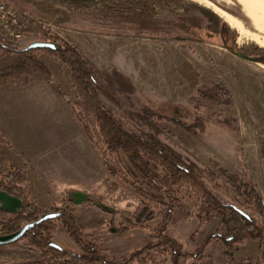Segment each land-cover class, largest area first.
Instances as JSON below:
<instances>
[{
    "label": "rangeland",
    "instance_id": "374dc122",
    "mask_svg": "<svg viewBox=\"0 0 264 264\" xmlns=\"http://www.w3.org/2000/svg\"><path fill=\"white\" fill-rule=\"evenodd\" d=\"M15 1L18 6L6 4L26 19L46 26L49 32L35 33L14 51L26 49L34 41L54 42L48 37H61L77 46L104 76L102 85L112 98L102 96V101L116 118L145 136H155L179 153L183 161L202 170L206 185L222 202L235 203L234 197L241 198L215 169L243 177L242 164L264 199V63L235 56L221 40L226 27L229 47L235 52L255 47L264 51V30L255 29L239 0ZM224 14L232 17L237 27ZM181 16L200 20L202 29L195 35L177 33L170 24H178ZM16 59V53L0 51V70L11 67ZM41 59L50 69L53 82L31 78L23 87L0 90V137L4 140L0 142V173L24 169L29 178L28 193L38 206L53 213L60 210L64 214L61 200H68L70 191L91 194L92 203L74 205L73 211L66 206V215L74 218L84 236L99 241L109 259H126L142 246L156 242L138 228L117 232L120 219L109 226L111 216L119 218L139 204L133 188L106 174L99 154L63 99L61 105L69 115L68 129L48 133L50 139L62 138L61 143L39 146L46 142L40 141L39 132L30 130L32 119L38 122L36 114L52 119L53 114L45 107L35 111L33 105H41L44 99L48 107L45 102L49 96L44 94L59 97L55 85L72 98L78 111L84 112L67 67L47 55H41ZM213 84L228 88L232 104L226 103L225 97L213 102L201 96V91ZM147 109L164 118L159 128H151L140 118ZM20 127L26 129L21 131ZM100 203L113 212L101 209ZM241 210L263 226L261 212L250 206ZM174 214L167 233L187 252L196 253L219 227V219L199 221L187 201ZM8 216L0 212V221ZM100 219L104 222L97 224ZM56 225L52 241L78 250L62 221ZM28 247L23 241L0 246V264H19L40 257L42 251ZM232 251L230 260L226 243L215 239L201 252L210 255L214 264H239L248 258L257 263L261 253L259 242L251 239L243 245L235 244ZM161 263L170 264L171 260L164 257Z\"/></svg>",
    "mask_w": 264,
    "mask_h": 264
},
{
    "label": "trees",
    "instance_id": "16d2710c",
    "mask_svg": "<svg viewBox=\"0 0 264 264\" xmlns=\"http://www.w3.org/2000/svg\"><path fill=\"white\" fill-rule=\"evenodd\" d=\"M1 1L13 6L19 5L15 0ZM170 25L174 31L184 35H195L202 29L201 21L190 16H181L178 24ZM227 34L228 30L225 27L221 36V40L224 39L222 44L225 49L233 52L234 50L229 47L230 40ZM47 40L60 43L61 49L14 51L0 44V51L8 50L17 54V59L11 67L0 70V90L23 87L31 78L53 82L51 71L42 61L41 55H47L66 66L71 74L72 86L84 103V112L77 110L76 103L58 85H55L56 91L70 107L84 135L99 154L106 174L129 185L140 199L133 211L122 212L119 218L111 216L108 220L109 226H114L120 219L117 232L138 228L147 232L151 238H155L156 242L145 245L126 259L111 260L99 241L88 235L84 236L80 228L75 226L74 218L65 212V215L58 219L48 220L36 226L24 239L29 247L42 251V259L19 264H162V259L168 255L172 256L171 264H188L189 258H196L194 264H214L213 258L202 252L211 240L215 239H221L226 243L230 260L232 247L235 244L243 245L248 239L259 242L260 257L264 258V222L263 226H260L258 221L253 223L235 210V207L246 210V207L250 206L264 215V199L251 181L244 164L243 177L229 173L223 168L215 169L241 198L234 197L235 203L222 202L206 185L202 170L183 161L179 153L155 136H145L116 118L102 101V96L112 98L102 85L104 76H101L77 46L62 40L61 37H48ZM116 76L121 77L117 74ZM125 81L129 90L134 92L131 83ZM201 96L213 102H219L225 97L226 103L232 104V95L224 85L208 86L201 91ZM140 118L154 129L159 128L164 120L159 114L148 109ZM156 133L159 131L156 130ZM3 141L0 137V142ZM262 152L264 155V149ZM28 183L29 178L24 169H14L7 174L0 173V191L21 198L24 201L22 213L25 214L9 215L0 221V235L14 233L17 226L24 221H35L42 215L53 213V210L42 208L35 203L27 191ZM61 201L64 202V207L70 206L68 207L70 211L76 208L67 198ZM186 201L192 215L199 221L220 220L216 233L209 236L196 253L185 252L178 241L167 235L168 225L174 220V213ZM58 221H62L64 229L78 250L59 251L49 247L48 243L56 232ZM101 222L100 219L97 224ZM230 238L232 240L226 241ZM246 261L254 264L252 258Z\"/></svg>",
    "mask_w": 264,
    "mask_h": 264
},
{
    "label": "water",
    "instance_id": "95a60500",
    "mask_svg": "<svg viewBox=\"0 0 264 264\" xmlns=\"http://www.w3.org/2000/svg\"><path fill=\"white\" fill-rule=\"evenodd\" d=\"M4 47V46H3ZM27 50H42V49H48L51 51H59L61 47L50 41H34L28 45L26 48ZM235 56H238L242 59H245L250 62L254 63H264V57H248L243 54H239L237 52L233 53ZM68 201L75 205V206H81L85 204H89L93 202V196L89 193L85 192H78V191H70L67 194ZM24 201L14 195L9 194L6 191H0V212H4L9 215L19 214L23 210ZM98 206L103 209L104 211L108 213H112L113 209L106 207L102 205L101 203L98 204ZM235 210L240 213L241 216H243L245 219L255 222L253 217L246 213L244 210H241L239 208L235 207ZM62 213H49L42 215L37 221L29 223L22 227L19 231L14 232L12 234L8 235H0V246H7L14 243H17L21 238L24 237V235L31 229L35 228L37 225H40L48 220H53L61 217ZM111 232H116V229H111ZM231 240V239H229ZM51 247L57 248L59 250H62V248L54 243H50Z\"/></svg>",
    "mask_w": 264,
    "mask_h": 264
},
{
    "label": "built area",
    "instance_id": "2783aa9c",
    "mask_svg": "<svg viewBox=\"0 0 264 264\" xmlns=\"http://www.w3.org/2000/svg\"><path fill=\"white\" fill-rule=\"evenodd\" d=\"M46 26L25 16L14 7L0 1V44L9 49L19 48L35 33H48Z\"/></svg>",
    "mask_w": 264,
    "mask_h": 264
},
{
    "label": "crops",
    "instance_id": "0c3cea01",
    "mask_svg": "<svg viewBox=\"0 0 264 264\" xmlns=\"http://www.w3.org/2000/svg\"><path fill=\"white\" fill-rule=\"evenodd\" d=\"M56 93H57V91H56ZM44 96H49V100H48L49 103L45 102L46 104H49L48 107L45 106L44 99H42V102H41L43 105L42 104L36 105V103H35V105H33V107L35 108V111L40 107L41 108L45 107L46 110H48L49 112H51L53 114V117H52V119H48V118H43V116H39L36 114V119L38 122H34L32 119V123H30V130L32 129L35 132H39L40 134L38 136L40 137V141H43L41 139H44V141L46 142V143H40L39 146H42V147L47 146L48 147V146H53L55 144L58 145V143L62 140V138L60 139V137L55 138V140L53 139L54 137H51V139H50L48 133L56 132L59 129L62 130V128H64V127H65V129H68V125H69V117L68 116L69 115H68V112L66 113L65 109L61 105V102L63 100H62L60 95H58L60 97V100H58L57 98H59V97H55V95L53 93H45ZM40 99H41V97H40ZM36 100L39 101V99H36ZM65 113H66V115H64ZM39 114L43 115V112H40ZM54 114H56L55 117H57V118L54 117ZM20 116H21V114H20ZM25 129L26 128H24V127H20L21 131L25 130ZM82 144H83V146H85V144L83 142H82ZM60 145L63 146V144H60Z\"/></svg>",
    "mask_w": 264,
    "mask_h": 264
},
{
    "label": "flooded vegetation",
    "instance_id": "af4514ba",
    "mask_svg": "<svg viewBox=\"0 0 264 264\" xmlns=\"http://www.w3.org/2000/svg\"><path fill=\"white\" fill-rule=\"evenodd\" d=\"M235 51H233V52H231L232 54L234 53ZM237 53H239V54H243V55H246V56H248V57H264V51L263 50H261V49H259V48H257V47H255V48H252V49H245V50H243V51H237ZM238 57V56H237ZM240 58V57H239ZM242 59V58H241ZM245 60V59H244ZM94 204H96V203H94ZM64 210H63V215H65V212H66V207H64L63 208ZM23 210H24V206H23ZM23 210L19 213V214H21V215H25V214H23L22 212H23ZM55 213H60V210H57V211H54ZM19 214H14V215H19ZM9 215V214H8ZM174 216H175V214H174ZM58 219V218H57ZM35 221H37V220H35ZM35 221H28V222H22V223H20L18 226H17V229L15 230V232H17V231H19L22 227H24L25 225H27V224H29V223H32V222H35ZM174 221V220H173ZM172 221V222H173ZM172 222H170V223H172ZM169 223V224H170ZM253 223H255V222H253ZM38 226V225H37ZM36 228V227H35ZM33 230H34V228L33 229H31V230H29L25 235H24V237L23 238H21L17 243H19V242H24V239L26 238V236H29L30 235V233H32L33 232ZM167 235H168V233H167ZM169 236V235H168ZM149 237V236H148ZM170 237V236H169ZM171 238V237H170ZM171 239H173V240H176V241H178L177 239H174V238H171ZM231 239V238H230ZM96 240V239H95ZM232 240V239H231ZM226 241H230L229 239H227ZM179 242V241H178ZM50 243H54V244H56V245H58V246H60L61 248H62V250H59V249H57V248H54V247H51L50 246ZM181 246H182V248L184 247L181 243H179ZM48 245H49V247H51V248H54V249H57V250H59V251H63V250H65L66 248H63L61 245H59V244H57L56 242H53L52 240L48 243ZM144 246H142L141 248H143ZM29 248V247H28ZM140 248V249H141ZM30 250H34V251H38L37 249H34V248H32V247H30L29 248ZM139 250V249H138ZM183 250H184V248H183ZM185 251V250H184ZM185 252H187V251H185ZM188 253H192V252H188ZM193 253H195V252H193ZM134 254V253H133ZM42 257H43V254L41 253V255H40V257H38V258H36V259H33V260H29V261H36V260H40V259H42ZM166 257H168L170 260H172V256H170V255H168V256H166ZM165 257V258H166ZM248 259H250V258H248ZM247 260V259H246ZM29 261H26V262H29ZM256 261V260H255ZM257 261L259 262V264H263V262L262 261H264V258H261L260 257V254H259V256H258V259H257ZM196 262V258H189V260H188V264H194ZM242 262V261H241ZM240 262V263H241ZM22 263V262H21ZM239 263V264H240ZM171 264V263H170ZM242 264H250V262L249 261H243L242 262ZM254 264H256V262H254Z\"/></svg>",
    "mask_w": 264,
    "mask_h": 264
},
{
    "label": "bare ground",
    "instance_id": "6f19581e",
    "mask_svg": "<svg viewBox=\"0 0 264 264\" xmlns=\"http://www.w3.org/2000/svg\"><path fill=\"white\" fill-rule=\"evenodd\" d=\"M247 12V16L252 20L253 26L258 31L264 30V0H239ZM230 24L237 27V22L227 14H224ZM257 41L259 40L256 38ZM264 44V42H262Z\"/></svg>",
    "mask_w": 264,
    "mask_h": 264
}]
</instances>
